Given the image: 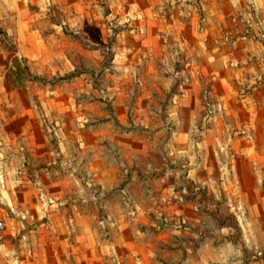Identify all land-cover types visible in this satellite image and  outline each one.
<instances>
[{"label":"rangeland","instance_id":"374dc122","mask_svg":"<svg viewBox=\"0 0 264 264\" xmlns=\"http://www.w3.org/2000/svg\"><path fill=\"white\" fill-rule=\"evenodd\" d=\"M20 3L0 0V218L18 260L1 253L0 264H35L36 254L58 256L60 264H152L136 263L142 252L132 249L180 250L178 236L155 243L167 227L159 222L180 229L176 216L156 212L169 201L208 207L199 222L188 215L205 233L199 238L214 254L211 264H264V0ZM22 32L48 52L63 44L71 59L62 66L21 53ZM182 123L190 150L171 164L175 196L157 194L152 176L148 193L138 192L120 168L132 161L140 174L150 158L147 170L162 168L163 141ZM121 134L129 139L114 144ZM99 157L112 171L106 187L93 162ZM186 162L209 165L219 199L183 181ZM11 183L14 210L2 192ZM133 200L149 209L156 231ZM220 255L228 258L219 262Z\"/></svg>","mask_w":264,"mask_h":264},{"label":"crops","instance_id":"0c3cea01","mask_svg":"<svg viewBox=\"0 0 264 264\" xmlns=\"http://www.w3.org/2000/svg\"><path fill=\"white\" fill-rule=\"evenodd\" d=\"M8 1V0H6ZM41 2V0H21V5L27 4L28 2ZM43 1H48V2H54L57 1L59 3H63L64 5L68 4V6L72 3L74 6H76L77 0H43ZM22 39L20 41V51L21 53L25 54L31 58L34 59H38V58H42V61H46V58L49 60L50 58L52 59L53 57H55L56 60H58L60 62V64L62 66H64L67 62L68 56L66 55V51H64L66 49V46H64L63 44L60 45V48L58 51H56L55 53L53 52H48V47L46 46V43L42 44L41 47H39V44L37 43V41H33L32 39L35 38V35H33V33L30 32H22ZM75 42H71V44H74ZM29 44H31V46H29ZM34 45H36L34 47ZM63 46V47H62ZM77 46V45H76ZM31 47V48H30ZM40 48V49H38ZM125 49V48H124ZM132 49L134 50V48L132 47ZM76 51L78 54H82V51L79 50V47H76ZM85 55V53H84ZM86 56V55H85ZM71 59V58H70ZM71 65V64H69ZM74 66H70L69 70H74ZM126 114L124 113V115H122V117H124ZM125 120H120V123H124ZM167 126H165L164 131L167 133ZM23 129V128H21ZM70 133V132H69ZM73 134V132H72ZM125 135V133H123ZM188 129L186 127L183 126V123L179 126V128L173 133V131L170 132V136H169V140L164 139V143L168 142L169 145V150L168 153L166 155H163V162H161V164L163 165L162 168H160V166H156L154 168H151L150 171L149 169L147 170V168L151 167V159H147L144 163H143V168L141 169V173L137 174V172L139 173V171H137V166H135L132 161L130 162V165L126 164L125 161L122 162L120 161L119 163L116 162V167L118 170V167H120L123 163H125V166L122 165L123 167H125L124 169H122V167L120 168V176L124 177L125 180H133L134 182L137 180V184H138V192H144V193H148L150 186L149 181H151V176L154 177L155 179L157 178L158 183H160V188L159 190H154L157 194H159L161 197L163 198H170L171 196H175L172 195V192H174V186L172 185L171 182L167 181V178H170V176H172L173 172L172 171H176L174 170V168H172L173 166H171L172 163H177L178 160L174 161L173 158H177L178 157V152H184V151H188L190 150V143L188 142ZM115 140V143L117 145V142H121L122 140H128L129 138H125L122 134L120 136L115 135V137H112ZM132 150H139L136 148H140L138 145V142H134L132 141ZM202 145V144H201ZM135 148V149H134ZM154 150V149H153ZM132 156H138L137 153L132 154ZM189 156V153H188ZM133 157V158H134ZM137 158V157H136ZM180 161V160H179ZM93 162L96 163V166L99 170V172H101V174H99L101 177H99L101 182H104L105 187L106 184L108 182L109 176H111V170L109 171V165L105 162L103 157H99L95 160H93ZM133 162H136V159L134 158ZM92 164V161H88V166H90ZM128 165V166H126ZM184 166V165H183ZM186 166H188L187 168V173H186V179L184 178L183 181L184 182H188L190 184L194 183L196 185L202 186L203 188H206V194L210 195V196H214L215 198L219 199V190L214 189L213 185L210 184V177H209V165L206 162H202L201 164L198 165H190V163L186 162ZM153 167V165H152ZM90 169H92V167L90 166ZM122 169V170H121ZM113 170V169H112ZM154 171L155 174H152ZM134 177H131V174H134ZM114 174V173H113ZM119 175V174H118ZM118 179V176H117ZM103 180V181H102ZM99 181V180H98ZM99 181V182H100ZM125 182V181H124ZM122 182V183H124ZM122 183L119 185V187H122ZM206 184V186H205ZM9 187L11 188V190L5 189L2 190V192L4 194H7L9 196V201L7 202L9 204V207L15 208V206L13 205V202L10 199V195L12 193L15 192V189L13 188V183L9 184ZM104 187V186H103ZM173 187V188H172ZM176 191V190H175ZM121 194L123 197H127L128 194L124 189H122ZM151 192V191H150ZM175 193V192H174ZM227 194V192H226ZM133 196V195H132ZM133 197H136L133 196ZM222 200V198H221ZM134 204H135V209L138 210V215L140 217L144 216V214H146L147 219L149 218L150 220H148L151 223H154L153 225H148L151 226L150 228L152 229V231H156V223L154 221L151 222V216L150 214L148 215L147 212H150L149 209H146L143 206L137 205L136 201L133 200ZM168 203L171 204V202L169 201ZM193 203V202H192ZM170 204H168L169 206L163 207L162 210H156V212H158V214H162L165 217H171V216H176L174 217V219H176V221L179 224V228L180 229H176V224H174V222L169 221V223H167L166 221H161L158 224L162 227L167 226L166 228L164 227V229L166 230L165 233H163L161 236H156L158 238V240L155 242L156 245L159 244L160 240H162L163 242L167 241L168 239H172L174 238V236H178L180 237L179 241H178V245L177 247H180L179 253L177 254H172V250H167V246L166 245H160L161 248V253L157 254L154 250L149 249V253H146V248L144 247V245H140L138 244L137 248L133 251L132 249V254H134V252L136 251V253H140L142 252L141 258H136V263L138 262H145L148 260V262L150 263H158L160 262L161 264L164 263H174V262H179L180 264H186L187 262H193L194 264H211L215 259H214V254L211 253H205L204 249H202L201 245H205L203 241H200L199 236L205 235V233L203 232V230L201 229H197V228H193L192 225H197L195 223H191V221L189 220V213H192L194 215H196V218H193L192 220L198 221L199 222V218L201 217V213H203L204 211H206L208 209V207H204L202 210L199 209V206L196 203L193 204H188L187 202H183L179 205H175V206H170ZM147 210V211H146ZM227 216V214H226ZM118 223V228L119 229H123L124 224L121 223L122 220H119ZM7 224V223H6ZM191 226V227H190ZM143 227V226H142ZM158 227V226H157ZM173 227V229H172ZM227 225H222L220 226L221 229L226 228ZM11 228L10 226L7 224V228L4 232V234L2 235V237L0 238V254L2 256H6V254H9L7 257H5L6 261H9L10 259H15L11 254V250L8 248V245L6 244L7 241V235L10 232ZM144 230V228L142 229ZM155 233V232H154ZM159 233V232H156ZM180 234V235H179ZM186 235H190L193 239V242H187L186 239ZM123 243V242H122ZM154 244V243H152ZM137 245V244H136ZM200 245V246H198ZM200 248V250H199ZM120 250V249H119ZM1 257V256H0ZM153 257H157L155 259H152ZM86 258V257H85ZM228 258V255H220L218 257V261L221 262L222 260ZM220 259V260H219ZM16 261H18L17 259H15ZM28 260V259H27ZM32 262L34 261L35 264H60L59 263V257L58 256H54L51 254H36L33 255L31 257ZM87 260V259H86ZM24 260H20V262H23ZM71 261V259H70ZM71 264V262L69 263ZM89 264H92V261L89 262Z\"/></svg>","mask_w":264,"mask_h":264},{"label":"built area","instance_id":"2783aa9c","mask_svg":"<svg viewBox=\"0 0 264 264\" xmlns=\"http://www.w3.org/2000/svg\"><path fill=\"white\" fill-rule=\"evenodd\" d=\"M6 228H7L6 221L4 219L0 218V238L4 234Z\"/></svg>","mask_w":264,"mask_h":264}]
</instances>
